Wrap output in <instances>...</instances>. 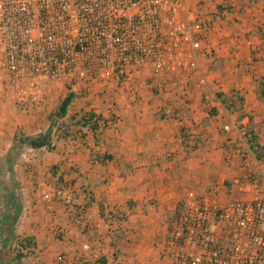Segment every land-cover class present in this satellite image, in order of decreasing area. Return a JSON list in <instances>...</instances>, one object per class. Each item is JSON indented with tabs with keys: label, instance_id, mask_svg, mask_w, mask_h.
I'll return each instance as SVG.
<instances>
[{
	"label": "crops",
	"instance_id": "0c3cea01",
	"mask_svg": "<svg viewBox=\"0 0 264 264\" xmlns=\"http://www.w3.org/2000/svg\"><path fill=\"white\" fill-rule=\"evenodd\" d=\"M187 11L205 25L193 73L167 56L128 68V80L100 69L86 88L47 82L25 96L0 91V233L5 248L30 239L25 264H171L163 239L189 191L224 202L264 189V163L247 144L253 132L264 145V0H189ZM68 92L62 120L93 111L98 130L51 131L52 149L21 145L8 173L17 131L44 134ZM233 93L242 101L226 108L217 94ZM181 128L197 143L189 156ZM245 178L256 185L233 183ZM62 186L72 189L69 203L40 192ZM109 213L126 219L109 228Z\"/></svg>",
	"mask_w": 264,
	"mask_h": 264
},
{
	"label": "built area",
	"instance_id": "2783aa9c",
	"mask_svg": "<svg viewBox=\"0 0 264 264\" xmlns=\"http://www.w3.org/2000/svg\"><path fill=\"white\" fill-rule=\"evenodd\" d=\"M188 7L189 0H0V91L25 96L47 82L86 88L100 69L128 80L131 70L167 56L193 73L205 25L189 17ZM233 183L244 188L257 181ZM40 192L69 203L72 189ZM163 253L171 264H264V189L224 202L189 191L169 224Z\"/></svg>",
	"mask_w": 264,
	"mask_h": 264
},
{
	"label": "trees",
	"instance_id": "16d2710c",
	"mask_svg": "<svg viewBox=\"0 0 264 264\" xmlns=\"http://www.w3.org/2000/svg\"><path fill=\"white\" fill-rule=\"evenodd\" d=\"M264 36V34H263ZM261 84L262 86L264 85V77L261 78ZM236 94V93H233ZM217 96L221 99L222 104L226 107V108H230V107H234V105H239L242 101V98L239 97L237 94L235 95L236 99L232 100L230 98H225L223 97L222 94H217ZM74 97V94L72 92H68L65 97L63 99L60 100L57 109L49 114V121H50V125H49V129L44 133V134H39L37 136H22L21 133H19L17 131V133L14 136L13 139V147L11 148V150L8 152L7 157L5 158V164H6V168L7 171H10V168L12 166V163L15 160V157L18 154V149L21 145H29L32 148H41L44 147L46 149H52L51 146V139H52V132L51 129L56 126L57 129H61V127H66L69 129V132L71 130V127L73 126H77L80 130L82 129H88L91 130L93 132H96L98 130V121L101 119L100 115H96L93 111H87V110H80L77 113L71 114L69 115L65 120H62V118L65 117L66 115V109L67 106L69 105V103L72 101ZM261 97L264 98V89L262 88L261 90ZM235 102L237 104H235ZM59 119H61L59 121ZM69 132L66 133H61L63 137H66L69 135ZM180 137L183 143V146L185 148V156H189L194 150L197 149V143L192 139V141H194L195 143L193 144H188L187 140H189L191 138L190 135L186 134L184 132V129L181 128L180 131ZM247 144L249 149L251 150V152L253 153L254 157L257 160H261L264 158V145H261L259 143V140L256 136V134H254L253 132L250 133V136L247 137ZM108 158H112V156L108 155V156H102L101 160L104 159H108ZM55 167H52L51 170L52 172H55ZM8 171V173H9ZM1 175V179L3 178V175ZM129 207L132 206V202H128ZM86 208V203L83 205L82 209L84 210ZM114 219L118 222L124 221L126 219V216L124 214H113V213H109L107 220L109 221V228L112 226L110 223V220ZM119 224L115 227L116 231H119ZM4 238L2 237V234L0 233V241H2V243L4 246L7 245V242H4ZM17 243H18V248L15 252V254L12 257L13 263L14 264H21L23 261V258L27 257V253L23 252L24 250H26L27 248H31L32 247V242L30 241L29 238H24V239H16ZM11 246V244L9 245ZM98 264H106V261L104 258L99 259L97 261ZM87 264H91L90 262Z\"/></svg>",
	"mask_w": 264,
	"mask_h": 264
},
{
	"label": "flooded vegetation",
	"instance_id": "af4514ba",
	"mask_svg": "<svg viewBox=\"0 0 264 264\" xmlns=\"http://www.w3.org/2000/svg\"><path fill=\"white\" fill-rule=\"evenodd\" d=\"M14 248L15 246H8L5 248L3 243L0 241V264H14L11 257L15 254V251L13 250Z\"/></svg>",
	"mask_w": 264,
	"mask_h": 264
},
{
	"label": "rangeland",
	"instance_id": "374dc122",
	"mask_svg": "<svg viewBox=\"0 0 264 264\" xmlns=\"http://www.w3.org/2000/svg\"><path fill=\"white\" fill-rule=\"evenodd\" d=\"M11 237H12V235H11ZM11 246H14V244H12ZM11 246H10V247H11ZM13 250L16 252L17 248L15 247ZM14 251H13V252H14ZM27 254L29 255V253H27ZM12 255H13V254H12ZM23 259H24V261H25L26 257L23 258ZM25 263H26V261H25Z\"/></svg>",
	"mask_w": 264,
	"mask_h": 264
}]
</instances>
